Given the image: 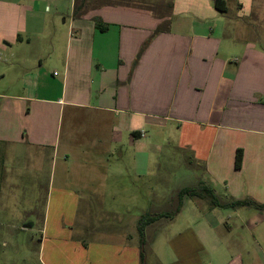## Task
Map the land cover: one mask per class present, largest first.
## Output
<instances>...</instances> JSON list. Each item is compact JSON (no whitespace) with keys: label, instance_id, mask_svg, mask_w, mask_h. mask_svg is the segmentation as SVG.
Instances as JSON below:
<instances>
[{"label":"crops","instance_id":"1","mask_svg":"<svg viewBox=\"0 0 264 264\" xmlns=\"http://www.w3.org/2000/svg\"><path fill=\"white\" fill-rule=\"evenodd\" d=\"M213 3L0 0V144L50 147L46 215L128 205L162 128L224 203L263 206H226L225 229L228 264H264V0Z\"/></svg>","mask_w":264,"mask_h":264},{"label":"rangeland","instance_id":"2","mask_svg":"<svg viewBox=\"0 0 264 264\" xmlns=\"http://www.w3.org/2000/svg\"><path fill=\"white\" fill-rule=\"evenodd\" d=\"M164 131L149 129L161 150L151 154L135 182L126 178L128 205L101 206L93 199L87 206L85 200L75 216L69 215L70 207H63L64 218L53 203L46 215L53 166L50 147L0 144V264H228L229 245L232 241L238 247L240 239L236 228L231 235L225 229L231 223L226 207H210L224 215L218 223L206 215L208 199L185 196L173 218L148 224L142 237L138 232L142 216L175 212L178 192L202 185L200 170L188 153L178 151L173 142L161 141ZM225 199L223 193L217 197L220 204Z\"/></svg>","mask_w":264,"mask_h":264},{"label":"trees","instance_id":"3","mask_svg":"<svg viewBox=\"0 0 264 264\" xmlns=\"http://www.w3.org/2000/svg\"><path fill=\"white\" fill-rule=\"evenodd\" d=\"M214 1V6L216 9H218L220 12L225 13L227 10L226 7V3L225 0H213ZM169 8H171V4L169 5ZM73 14L77 15V11L76 8H74V12ZM241 162H242V150L238 149L236 152V156H235V167L236 168H240L241 166ZM195 197L198 199H208L209 200V205L213 206V207H226V206H230V207H239V206H253L256 208H261L263 206L257 204L255 201L250 200V199H244V200H236V201H231L229 203H222L220 204L217 201V196L214 193V190L212 188H209L207 186L201 185L198 187H187V188H183L178 192V205H177V209L175 210V212L173 213H168V212H156L153 214H146L144 216H142L139 221H138V232L141 235V237L143 236V231L144 228L150 224L153 223L159 219L162 218H173V216H175L176 214L179 213L181 207H182V199L183 197ZM144 258L143 253H140V259L141 262Z\"/></svg>","mask_w":264,"mask_h":264}]
</instances>
